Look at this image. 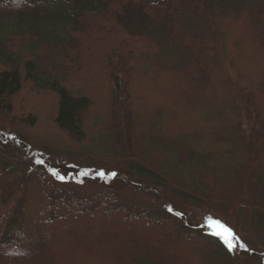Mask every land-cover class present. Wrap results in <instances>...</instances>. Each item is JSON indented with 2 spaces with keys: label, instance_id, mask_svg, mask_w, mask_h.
Instances as JSON below:
<instances>
[{
  "label": "trees",
  "instance_id": "16d2710c",
  "mask_svg": "<svg viewBox=\"0 0 264 264\" xmlns=\"http://www.w3.org/2000/svg\"><path fill=\"white\" fill-rule=\"evenodd\" d=\"M33 92L54 97L68 143L28 132ZM0 129L32 149L25 162L85 158L133 198L64 192L42 162L0 153V264H243L130 189L211 210L264 248V0H0Z\"/></svg>",
  "mask_w": 264,
  "mask_h": 264
},
{
  "label": "rangeland",
  "instance_id": "374dc122",
  "mask_svg": "<svg viewBox=\"0 0 264 264\" xmlns=\"http://www.w3.org/2000/svg\"><path fill=\"white\" fill-rule=\"evenodd\" d=\"M82 60L86 62L87 52H84ZM75 85L79 86V83H75ZM68 86L74 89V84L71 83L68 84ZM84 88L85 86L83 89ZM27 91V86L22 87V93H28ZM29 94L39 97L33 102V112L38 114L37 118L39 122H37L32 128L28 129V132H31V135L43 140H50L60 144L68 143L69 140L67 135L61 130H58L52 124V118L54 117L55 110V107H53L55 101L54 97L52 95L39 92ZM87 94L89 95V93ZM98 105L99 104L96 106ZM89 116L92 117L91 115ZM71 149L73 150L74 147H71ZM31 151L32 149H28L15 136H12L8 132L0 129L1 156L9 162L18 165V167L23 170H30L37 166L38 163L41 164L40 162H42L41 172L48 174L49 178L55 181L62 191L75 192L76 194L81 193L85 195L100 191V189L103 188L114 187L120 195L127 197L128 200H133V198L129 197L124 190L120 189L122 186L125 187L126 184H122L123 182H120L121 184L108 183L111 174H108V172L101 167V165L93 164L85 158L67 155L61 153L60 151L49 153L46 158L47 160L36 155L30 162H25L23 159L25 156H28ZM149 189L150 188L136 185L130 189V192L133 194L132 196H136L139 190L146 192L151 198H146L144 203H150V205L159 206L162 209L173 207L177 212H179V215L182 216L187 225L203 232L213 233L216 235L219 233L220 235L217 236L222 238L227 246L233 247L240 252L239 254L242 258L243 264H264V248L258 244L250 229H242L239 232V235H237L223 223L222 219L215 212L182 203L180 199L170 195L168 192H160L157 190L149 192ZM129 224L130 225L128 227L134 226L139 229L140 232L150 230L143 226L144 223L141 220H139V222L129 221ZM125 230L128 231L129 229ZM147 235L150 237L149 233ZM33 241L35 244L37 238L34 237ZM62 244L63 239L55 246L60 249ZM182 247L184 248L185 245L181 246V248Z\"/></svg>",
  "mask_w": 264,
  "mask_h": 264
},
{
  "label": "snow or ice",
  "instance_id": "6c2138e0",
  "mask_svg": "<svg viewBox=\"0 0 264 264\" xmlns=\"http://www.w3.org/2000/svg\"><path fill=\"white\" fill-rule=\"evenodd\" d=\"M113 175H115V174H113ZM230 231V230H229ZM217 235H220L219 233H217Z\"/></svg>",
  "mask_w": 264,
  "mask_h": 264
}]
</instances>
